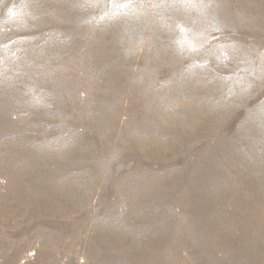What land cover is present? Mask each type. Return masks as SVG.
Wrapping results in <instances>:
<instances>
[{"label": "rangeland", "instance_id": "rangeland-1", "mask_svg": "<svg viewBox=\"0 0 264 264\" xmlns=\"http://www.w3.org/2000/svg\"><path fill=\"white\" fill-rule=\"evenodd\" d=\"M0 264H264V0H0Z\"/></svg>", "mask_w": 264, "mask_h": 264}]
</instances>
